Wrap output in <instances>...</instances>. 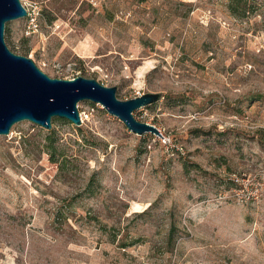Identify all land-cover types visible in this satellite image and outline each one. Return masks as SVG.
Returning a JSON list of instances; mask_svg holds the SVG:
<instances>
[{"label":"rangeland","instance_id":"rangeland-1","mask_svg":"<svg viewBox=\"0 0 264 264\" xmlns=\"http://www.w3.org/2000/svg\"><path fill=\"white\" fill-rule=\"evenodd\" d=\"M20 1L11 50L120 98L160 92L133 113L162 137L89 99L79 125L15 122L0 264H264V0Z\"/></svg>","mask_w":264,"mask_h":264},{"label":"water","instance_id":"water-1","mask_svg":"<svg viewBox=\"0 0 264 264\" xmlns=\"http://www.w3.org/2000/svg\"><path fill=\"white\" fill-rule=\"evenodd\" d=\"M26 14L20 0H0V134H7L11 126L22 119L50 128L52 118L59 116L79 125L77 102L89 99L117 116L132 132L162 135L157 126L133 113L135 108L157 100L160 92L147 91L120 98L115 85L83 75L50 76L31 57L11 50L4 39L5 23Z\"/></svg>","mask_w":264,"mask_h":264},{"label":"built area","instance_id":"built-area-1","mask_svg":"<svg viewBox=\"0 0 264 264\" xmlns=\"http://www.w3.org/2000/svg\"><path fill=\"white\" fill-rule=\"evenodd\" d=\"M26 8V7H25ZM27 14H29V10L26 8ZM27 32H36L38 30V25L37 22L35 21V17H30L26 24V29ZM81 118V115H80Z\"/></svg>","mask_w":264,"mask_h":264},{"label":"trees","instance_id":"trees-1","mask_svg":"<svg viewBox=\"0 0 264 264\" xmlns=\"http://www.w3.org/2000/svg\"><path fill=\"white\" fill-rule=\"evenodd\" d=\"M230 9L232 10V12H235L236 10H235V5H233V3L231 2L230 3ZM6 27V26H5ZM21 54H24V55H26V52H22ZM173 229L172 228H170L169 229V235L171 236V235H173V231H172ZM169 239V238H168ZM170 240V239H169Z\"/></svg>","mask_w":264,"mask_h":264},{"label":"bare ground","instance_id":"bare-ground-1","mask_svg":"<svg viewBox=\"0 0 264 264\" xmlns=\"http://www.w3.org/2000/svg\"><path fill=\"white\" fill-rule=\"evenodd\" d=\"M80 115H81V118L83 119L82 113Z\"/></svg>","mask_w":264,"mask_h":264}]
</instances>
